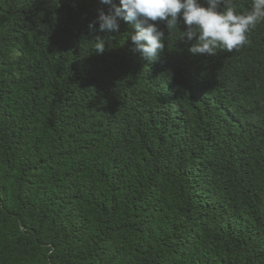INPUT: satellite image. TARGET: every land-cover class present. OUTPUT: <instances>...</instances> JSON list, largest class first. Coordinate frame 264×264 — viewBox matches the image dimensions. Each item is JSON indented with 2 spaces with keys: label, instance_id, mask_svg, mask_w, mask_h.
<instances>
[{
  "label": "trees",
  "instance_id": "obj_1",
  "mask_svg": "<svg viewBox=\"0 0 264 264\" xmlns=\"http://www.w3.org/2000/svg\"><path fill=\"white\" fill-rule=\"evenodd\" d=\"M108 7L0 0V264H264V22L148 62Z\"/></svg>",
  "mask_w": 264,
  "mask_h": 264
},
{
  "label": "clouds",
  "instance_id": "obj_2",
  "mask_svg": "<svg viewBox=\"0 0 264 264\" xmlns=\"http://www.w3.org/2000/svg\"><path fill=\"white\" fill-rule=\"evenodd\" d=\"M108 5L98 10L89 22L92 33L119 31L120 21L131 22L135 31L130 34L133 51L154 62L165 50L163 23L168 31L183 24L181 39L190 44L188 52L194 57L214 56L218 49L231 52L248 43V33L264 22V0H252L251 7L238 12L231 0H99ZM99 25L97 28L96 25ZM96 54H103L106 40L96 35Z\"/></svg>",
  "mask_w": 264,
  "mask_h": 264
}]
</instances>
